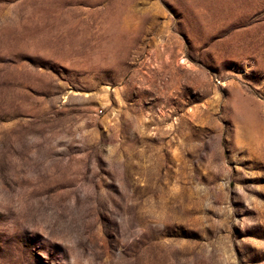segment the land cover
<instances>
[{"label": "rangeland", "instance_id": "rangeland-1", "mask_svg": "<svg viewBox=\"0 0 264 264\" xmlns=\"http://www.w3.org/2000/svg\"><path fill=\"white\" fill-rule=\"evenodd\" d=\"M0 264H264V0H0Z\"/></svg>", "mask_w": 264, "mask_h": 264}]
</instances>
